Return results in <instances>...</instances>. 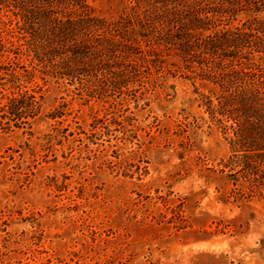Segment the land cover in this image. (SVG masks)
<instances>
[{"label":"rangeland","instance_id":"1","mask_svg":"<svg viewBox=\"0 0 264 264\" xmlns=\"http://www.w3.org/2000/svg\"><path fill=\"white\" fill-rule=\"evenodd\" d=\"M87 4L109 21L130 8ZM17 20L0 8V264H264V197L231 193L227 135L178 59L60 77ZM24 92L36 104L12 120Z\"/></svg>","mask_w":264,"mask_h":264},{"label":"trees","instance_id":"2","mask_svg":"<svg viewBox=\"0 0 264 264\" xmlns=\"http://www.w3.org/2000/svg\"><path fill=\"white\" fill-rule=\"evenodd\" d=\"M128 1L111 21L89 12L87 0H0V8L18 18L16 32L56 76L163 68L164 56L178 59L174 72L200 81L203 105L227 135L231 153L222 172L231 193L264 197V0ZM241 12L249 18L229 26ZM25 104L32 109L35 96L10 98L12 120L27 113Z\"/></svg>","mask_w":264,"mask_h":264}]
</instances>
